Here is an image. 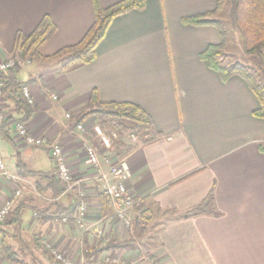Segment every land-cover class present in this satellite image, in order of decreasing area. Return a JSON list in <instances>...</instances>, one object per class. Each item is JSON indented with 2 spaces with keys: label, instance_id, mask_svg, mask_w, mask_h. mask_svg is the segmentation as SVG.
Listing matches in <instances>:
<instances>
[{
  "label": "crops",
  "instance_id": "1",
  "mask_svg": "<svg viewBox=\"0 0 264 264\" xmlns=\"http://www.w3.org/2000/svg\"><path fill=\"white\" fill-rule=\"evenodd\" d=\"M99 1L106 8L121 0ZM216 2L146 0L143 10L111 21L91 63L62 71L61 61L35 60L20 69L18 80L31 81L26 86L34 99L35 110L26 121L29 132L60 144L73 183L55 199L70 216L51 215L53 209L43 213L48 206L43 201L50 200L36 191L39 177L21 173L53 175L48 149L17 143L13 128L12 143L0 133V156L16 178L0 180V207L15 189L21 191L15 206L22 207L19 226L3 230L11 231L14 236L8 233L6 239L31 264L54 261L42 240L58 253L78 259L85 241L92 248L125 242L106 250L124 252L129 258L143 252L164 264H264V153L258 150L264 145V120L252 115L259 102L242 78L222 82L200 59L208 46L221 43L218 30L182 23L212 12ZM45 16L55 32L40 48L42 58L83 38L93 23L91 0H0V63L16 55L12 54L16 33L29 35ZM218 18L223 20L222 15ZM93 90L101 103L138 105L160 134L153 143L120 151L131 172L128 187L135 200L127 212L129 230L100 215L101 185L84 152L85 140L100 150L93 133L98 124L93 117L75 121ZM0 106L7 116L13 113L5 99ZM78 123L86 127V134L76 130ZM80 191L89 204L90 229L85 233L71 216ZM210 191L219 216L184 218ZM35 207L43 210L37 213Z\"/></svg>",
  "mask_w": 264,
  "mask_h": 264
},
{
  "label": "trees",
  "instance_id": "2",
  "mask_svg": "<svg viewBox=\"0 0 264 264\" xmlns=\"http://www.w3.org/2000/svg\"><path fill=\"white\" fill-rule=\"evenodd\" d=\"M146 0H121L109 7H102L99 0H91L93 23L83 38L75 45L64 47L53 54L51 57L42 58L39 54L40 48L55 32V25L49 17L45 16L39 22L37 27L29 35L17 32L14 37L12 54H19L23 61L28 63L35 60H58L62 62L61 70L70 69L87 65L95 59V48L103 39L111 21L119 16L132 10L141 11L144 9ZM232 3L230 10L232 24L237 32L238 38L236 43L239 45V53L254 60L253 68H248L238 61H233L231 56L226 55L225 48L230 43L228 31L224 27L222 20L218 17L222 15L226 0H217L215 9L207 14L185 18L183 24L193 26H213L220 35L221 43L218 45L208 46L201 53L200 59L207 63L210 69L215 71L222 82H226L232 76L242 78L249 89L253 92L259 102V108L252 112L255 118L264 120V0H228ZM20 69L10 68L0 71V89L4 99L13 105V113L6 118L1 124L0 133L3 138L11 141L10 131L17 123H26L34 112V105H28L22 97L21 89L31 83H21L18 80ZM86 117H93L99 126H104L107 121L113 123L112 129L120 136L115 141V155L122 157L121 150L133 149L136 146L124 143V136L135 135L139 138L142 145L153 143L160 138L159 132L156 131L150 116L138 105L129 102H111L101 103L98 100L97 92L93 90L84 110L75 118L79 122ZM119 149V150H117ZM121 149V150H120ZM258 150L264 153V145H259ZM119 151V153H117ZM24 177H39L41 183H36V191L46 199L43 201L47 208H32L35 212L47 213L53 209L51 215L59 217L70 216L64 214L61 207L55 201L61 193L64 192L65 186L59 183L54 175H40L31 172H22ZM43 182V183H42ZM84 190V189H82ZM50 192V194L47 193ZM76 210L79 206L80 199L76 193ZM100 215L102 217L111 216L113 211L108 206L106 196L100 192L97 197ZM22 207L15 206L10 214L9 220L4 225H0L1 257L12 263H19V260L9 244L6 241L4 227L20 224L18 211ZM75 208V207H74ZM75 210V212H76ZM46 211V212H45ZM74 212V214H75ZM42 213V212H41ZM72 214V213H71ZM72 214L71 216H73ZM37 216V214L35 213ZM219 216L216 210L213 192L210 191L203 201L183 214L184 218L195 216ZM11 219V220H10ZM125 242L114 244L109 242L103 247L92 248L84 242L83 249L86 260H93V256L108 248H114L124 245Z\"/></svg>",
  "mask_w": 264,
  "mask_h": 264
},
{
  "label": "built area",
  "instance_id": "3",
  "mask_svg": "<svg viewBox=\"0 0 264 264\" xmlns=\"http://www.w3.org/2000/svg\"><path fill=\"white\" fill-rule=\"evenodd\" d=\"M28 61H23L19 54L11 56L0 63V71H5L10 68L22 69ZM22 97L26 100L28 105H34V99L31 95V90L28 86H23L21 89ZM4 97L0 89V102ZM52 100H57L56 96H51ZM8 114L0 106V127L6 120ZM67 119H72V116L66 114ZM113 123L107 121L104 126H94V138L100 150L94 145L90 144L88 140L84 143V152L88 159L91 168L96 173V179L100 182L101 192L106 196L108 206L113 213L109 216L110 221L114 225H119L125 230H129L131 222L127 217V212L132 209L135 200L129 191V181L131 172L127 161L123 157L115 155V141L120 139L116 131L112 129ZM76 130L82 135L87 133V129L83 124H76ZM13 134L17 143L28 147L47 148L50 158L54 163V177L56 180L70 190L73 187L72 177L66 163V157L60 144L49 143L44 138L34 137L30 134L26 123H17L13 127ZM130 145L140 146L141 142L135 135H128ZM13 182L16 178L7 172L5 163L0 156V180ZM80 199L79 206L72 216V221L76 228L82 232H88L89 227L86 223V217L89 211V204L87 202V195L85 192L78 193ZM21 198V191L15 189L11 196H9L3 205L0 207V225L6 224L9 220L10 214L15 204ZM65 223L66 217L61 218ZM100 235V233H99ZM42 245L48 250L52 259L57 264H164L161 259L151 258L145 255H136L133 258L125 257L124 252H115L113 250L104 251L99 258L94 260H86L84 257L75 258L69 254L58 253L46 240L41 241ZM0 259H1V245H0Z\"/></svg>",
  "mask_w": 264,
  "mask_h": 264
},
{
  "label": "rangeland",
  "instance_id": "4",
  "mask_svg": "<svg viewBox=\"0 0 264 264\" xmlns=\"http://www.w3.org/2000/svg\"><path fill=\"white\" fill-rule=\"evenodd\" d=\"M230 10H232V3L229 2L228 0H226L225 6H224V9H223V12H222V17H223L222 23H223L224 27L228 31V39H229L230 43H229V47L226 48L225 52L229 53L228 55L231 56L233 61H238V62L242 63L243 65L247 66L248 68H253L254 65H255L254 60L249 58V57H246L244 55H241L239 53V45H237V43H236V38H238V35H237V32H236V30H235V28H234V26L232 24ZM123 140L125 141L126 144L130 145V141H129L130 139L128 138V135L124 136ZM31 148H37V147H31ZM123 151L124 150H121V152H123ZM4 231H5L6 236H7L8 233H9V235H13L11 233V231L8 232L9 230H7V229H4ZM1 238L2 237L0 236V239ZM6 241H7V244H9V246L11 247V250H13L15 252V254H16L18 260H19V263H12V262H9L7 260H4L1 257L0 264H28V263L31 264V261L28 260L27 255L24 254V252L22 250H20L17 245H15L16 247H13L14 243L12 241L8 242L7 239H6ZM0 245H1V243H0ZM14 248L16 250H14ZM25 251H29L30 252V250H28V249H26ZM142 253L143 252H141V254ZM48 263L49 264H57L56 262L52 261L51 259L48 260Z\"/></svg>",
  "mask_w": 264,
  "mask_h": 264
}]
</instances>
